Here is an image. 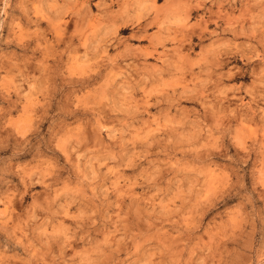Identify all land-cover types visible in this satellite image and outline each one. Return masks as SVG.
Returning a JSON list of instances; mask_svg holds the SVG:
<instances>
[{"label":"rangeland","instance_id":"1","mask_svg":"<svg viewBox=\"0 0 264 264\" xmlns=\"http://www.w3.org/2000/svg\"><path fill=\"white\" fill-rule=\"evenodd\" d=\"M0 264H264V0H0Z\"/></svg>","mask_w":264,"mask_h":264}]
</instances>
